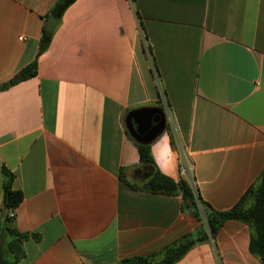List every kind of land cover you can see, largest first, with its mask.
I'll use <instances>...</instances> for the list:
<instances>
[{"label":"crops","instance_id":"0c3cea01","mask_svg":"<svg viewBox=\"0 0 264 264\" xmlns=\"http://www.w3.org/2000/svg\"><path fill=\"white\" fill-rule=\"evenodd\" d=\"M56 1L0 0V83L36 59L0 89V205L5 165L28 234L16 264H112L202 224L181 193L134 186L146 173L124 118L161 95L178 145L165 128L156 165L232 207L264 166V0H74L38 52ZM248 243L228 219L173 264H260Z\"/></svg>","mask_w":264,"mask_h":264},{"label":"trees","instance_id":"16d2710c","mask_svg":"<svg viewBox=\"0 0 264 264\" xmlns=\"http://www.w3.org/2000/svg\"><path fill=\"white\" fill-rule=\"evenodd\" d=\"M74 0H57L49 9L58 20L63 11ZM53 31L42 27L38 52L43 51L49 44ZM36 73V59L23 65L8 80L0 83V89L33 76ZM166 129L172 140V129L166 124ZM139 153V167L146 173L140 184H134L148 191L176 194L181 193L182 208L190 211L202 220V224L188 231L176 240L165 245L161 250L151 254H134L123 257L112 264H173L194 244L215 237L222 224L228 219H238L245 222L249 228V251L264 264V166L257 178L239 200L229 209L214 208L204 200L191 179L175 180L163 173L154 160L150 143L135 141ZM3 198L0 205V264H16L24 255L23 242L28 237L26 232L19 231L12 222L10 211L22 200V192L12 187L14 173L2 165Z\"/></svg>","mask_w":264,"mask_h":264},{"label":"water","instance_id":"95a60500","mask_svg":"<svg viewBox=\"0 0 264 264\" xmlns=\"http://www.w3.org/2000/svg\"><path fill=\"white\" fill-rule=\"evenodd\" d=\"M58 18L49 13L45 21V29L53 31ZM125 126L132 138L137 142L150 143L166 128L167 115L161 105H144L130 109L124 118Z\"/></svg>","mask_w":264,"mask_h":264},{"label":"rangeland","instance_id":"374dc122","mask_svg":"<svg viewBox=\"0 0 264 264\" xmlns=\"http://www.w3.org/2000/svg\"><path fill=\"white\" fill-rule=\"evenodd\" d=\"M158 103L160 104V105H162V106H164L165 107V109L167 110V112H166V114H167V116H168V119H169V122H170V125H173V120H172V118H171V112H170V110H169V108H168V106H167V101H166V99H165V97L163 96V95H161L160 96V98H159V100H158ZM169 124V123H168ZM172 127V126H171ZM172 142H173V144L176 146V145H178V142L176 143V134H175V131L174 130H172ZM181 150V153H182V155H183V151H182V149H180Z\"/></svg>","mask_w":264,"mask_h":264},{"label":"built area","instance_id":"2783aa9c","mask_svg":"<svg viewBox=\"0 0 264 264\" xmlns=\"http://www.w3.org/2000/svg\"><path fill=\"white\" fill-rule=\"evenodd\" d=\"M18 38L19 39H24V36L23 35H19ZM13 214H14V210H11L10 211V215L13 216Z\"/></svg>","mask_w":264,"mask_h":264}]
</instances>
